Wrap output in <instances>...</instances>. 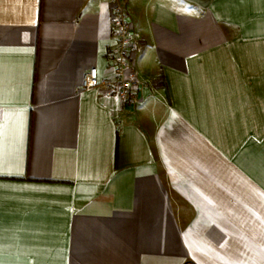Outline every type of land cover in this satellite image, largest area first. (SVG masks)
Here are the masks:
<instances>
[{
    "label": "crops",
    "instance_id": "crops-1",
    "mask_svg": "<svg viewBox=\"0 0 264 264\" xmlns=\"http://www.w3.org/2000/svg\"><path fill=\"white\" fill-rule=\"evenodd\" d=\"M0 0V264H264V0Z\"/></svg>",
    "mask_w": 264,
    "mask_h": 264
},
{
    "label": "built area",
    "instance_id": "built-area-1",
    "mask_svg": "<svg viewBox=\"0 0 264 264\" xmlns=\"http://www.w3.org/2000/svg\"><path fill=\"white\" fill-rule=\"evenodd\" d=\"M113 3L111 24L116 40L115 49L107 55L113 75L100 77L96 67L87 70L82 78L83 90L101 89L108 99H115L124 106L139 102L140 80L134 58L142 50L140 34L135 32L122 0H111Z\"/></svg>",
    "mask_w": 264,
    "mask_h": 264
}]
</instances>
